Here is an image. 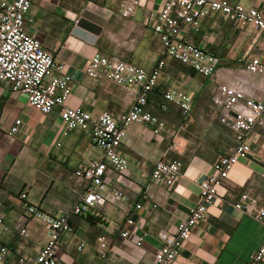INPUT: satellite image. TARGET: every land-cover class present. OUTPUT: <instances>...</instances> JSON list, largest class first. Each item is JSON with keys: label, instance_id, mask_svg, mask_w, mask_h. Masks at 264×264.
<instances>
[{"label": "crops", "instance_id": "crops-1", "mask_svg": "<svg viewBox=\"0 0 264 264\" xmlns=\"http://www.w3.org/2000/svg\"><path fill=\"white\" fill-rule=\"evenodd\" d=\"M228 1L255 6L264 14V4L254 0ZM162 2L142 0L129 18L121 16L120 0L32 3L29 33L53 54L72 80L66 107L83 108L94 116L102 112L116 116L128 110L132 92L109 83H92L85 69L90 58L101 53L152 70L160 59V44L152 24ZM186 39L220 58L219 68L213 77L205 78L183 66L195 77L184 75L180 82L169 74L176 62L167 61L148 104V111L160 120L162 129L154 134L150 126L132 124L128 128L120 147L129 163L127 172L107 173L102 193L106 202L96 206L91 216H71L72 232L63 237L56 253L58 264H152L162 235L176 233L178 224L199 202V183L213 173L216 158L233 147L232 134L219 122L211 98L218 84L241 89L247 96L264 91V77L246 72L251 57H259L264 64V32L239 31L231 22L213 15L201 21L197 32L187 33ZM172 86L187 93L194 103V112L184 124H179L175 113L178 106L163 99ZM189 90L206 92L208 101H194ZM164 101L166 107L162 106ZM60 110L57 106L42 115L27 104L25 96L0 83V248L8 250L9 264L34 259L45 242V230L38 220L25 222L29 236L20 235L18 227L23 224L25 206H36L50 216L69 214L83 191L74 170L101 156L90 132L62 133ZM18 119L19 132L9 136ZM248 140L249 156L239 161L218 187L204 221L193 229L172 264H248L264 244V220L259 222L234 207L246 188L264 206V127L254 129ZM159 160L182 164L172 188L152 180L153 166ZM112 191L121 192L123 199L111 201ZM23 193L27 195L25 200L20 198ZM139 204L141 208L136 210ZM128 216L135 223L129 228L131 237L123 239L120 232ZM103 235L108 238L104 258L97 245ZM137 238L143 239L140 247L135 245Z\"/></svg>", "mask_w": 264, "mask_h": 264}, {"label": "built area", "instance_id": "built-area-1", "mask_svg": "<svg viewBox=\"0 0 264 264\" xmlns=\"http://www.w3.org/2000/svg\"><path fill=\"white\" fill-rule=\"evenodd\" d=\"M44 0H9L0 2V83L25 96L27 104L42 115H48L54 107H61L62 133L80 130L90 132L95 148L101 156L87 164H80L74 170V177L83 185V191L69 214L50 216L36 206L26 205L25 217L18 227L20 235L29 236L24 224L29 219L38 220L45 230V242L34 259L19 264H58L57 251L62 247L63 237L72 232L71 216L88 218L96 206L106 202L105 177L108 172L123 174L129 168L120 147L132 124L153 127L158 134L163 124L148 111L149 97L155 90L167 66L174 61L192 70L197 75L211 78L221 64L220 58L186 39L190 31L197 32L201 21L216 15L229 21L239 31L264 32V14L255 6L245 7L228 0H163L152 30L160 44V59L152 70L123 62L101 53L93 55L85 69L86 77L92 83H109L132 92L128 110L119 115L102 112L92 115L83 108H69L65 104L71 95V78L63 73L62 64L56 63L51 52L40 40L32 36L28 28L33 24L29 17L33 2ZM142 0H120V14L129 18L141 6ZM264 4V0H254ZM246 72L264 77V64L259 57H251ZM166 102L177 105L184 115H189L191 98L179 87H169L163 94ZM213 108L218 111L219 122L228 128L233 137V147L227 154L220 155L212 165L213 173L199 183V202L181 221L175 234L162 235V245L154 254L152 264H172L180 255L183 244L189 239L194 228L200 225L207 210L217 198V189L228 177L233 167L246 159L251 146L249 134L256 128L264 127V91L261 94H247L227 84H218L211 98ZM21 121L15 120L8 132L13 136L19 132ZM179 161H157L151 177L155 183L172 188L181 173ZM27 198L25 193L20 195ZM123 195L112 191L111 201H119ZM236 210L259 221L264 220V206L250 189L243 190L234 204ZM141 205H136L139 210ZM155 208V206H153ZM134 220L128 216L120 237H131L129 228ZM142 238L135 239V245H142ZM100 257L108 249L107 236L97 239ZM8 250L0 248V264H9ZM248 264H264V244L252 255Z\"/></svg>", "mask_w": 264, "mask_h": 264}, {"label": "rangeland", "instance_id": "rangeland-1", "mask_svg": "<svg viewBox=\"0 0 264 264\" xmlns=\"http://www.w3.org/2000/svg\"><path fill=\"white\" fill-rule=\"evenodd\" d=\"M169 74L174 76V79H177L178 81H182L184 78V75H189L192 79L195 77V75L190 71L187 70L186 68H184L183 66L179 65V64H172V68L169 69ZM189 94L193 95L194 101H199L202 102V100L208 101V97L206 96V92H204L203 94H196V92L194 90H189L188 92ZM187 94V93H186ZM188 95V94H187ZM189 96V95H188ZM190 97V96H189ZM191 98V97H190ZM192 100V98H191ZM168 104V103H167ZM166 102H162V106L166 107ZM194 105V103H192V106ZM179 108V107H178ZM192 107H191V111L189 115H184L181 111V109L179 108V110L177 109L175 111L176 115L178 116L179 119V124H184L186 122V120L189 119V116L191 115V113L193 114L194 111H192ZM197 129V128H196ZM199 130L202 129V127L198 128Z\"/></svg>", "mask_w": 264, "mask_h": 264}]
</instances>
